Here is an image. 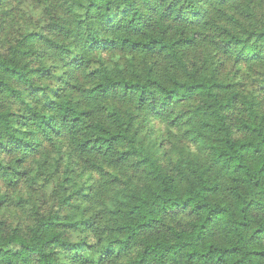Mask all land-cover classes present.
<instances>
[{"label": "trees", "instance_id": "obj_1", "mask_svg": "<svg viewBox=\"0 0 264 264\" xmlns=\"http://www.w3.org/2000/svg\"><path fill=\"white\" fill-rule=\"evenodd\" d=\"M0 264H264V0H0Z\"/></svg>", "mask_w": 264, "mask_h": 264}]
</instances>
